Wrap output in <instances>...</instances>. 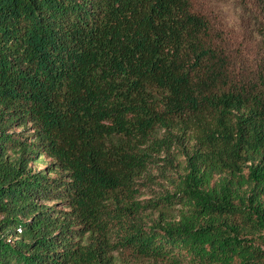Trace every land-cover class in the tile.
Wrapping results in <instances>:
<instances>
[{"label": "trees", "instance_id": "trees-1", "mask_svg": "<svg viewBox=\"0 0 264 264\" xmlns=\"http://www.w3.org/2000/svg\"><path fill=\"white\" fill-rule=\"evenodd\" d=\"M208 31L190 0H0V264H264V66Z\"/></svg>", "mask_w": 264, "mask_h": 264}, {"label": "rangeland", "instance_id": "rangeland-1", "mask_svg": "<svg viewBox=\"0 0 264 264\" xmlns=\"http://www.w3.org/2000/svg\"><path fill=\"white\" fill-rule=\"evenodd\" d=\"M190 3L191 11L206 20L209 37L230 56L237 79L257 77L264 66V10L258 0H190ZM31 165L34 170L46 171L52 166V159L42 155ZM151 174L155 178L152 183L146 182L149 188L141 199L157 197L168 186L160 170L153 169Z\"/></svg>", "mask_w": 264, "mask_h": 264}]
</instances>
